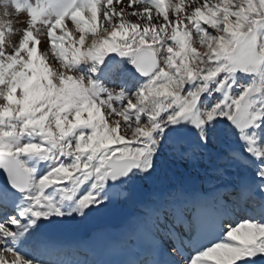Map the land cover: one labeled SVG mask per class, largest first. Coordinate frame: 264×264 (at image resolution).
I'll list each match as a JSON object with an SVG mask.
<instances>
[{
    "label": "snow or ice",
    "instance_id": "6c2138e0",
    "mask_svg": "<svg viewBox=\"0 0 264 264\" xmlns=\"http://www.w3.org/2000/svg\"><path fill=\"white\" fill-rule=\"evenodd\" d=\"M225 132L239 148L219 162L264 193V0H0V264H55L47 226L103 210L165 150L219 152ZM260 260L264 212L182 264Z\"/></svg>",
    "mask_w": 264,
    "mask_h": 264
},
{
    "label": "bare ground",
    "instance_id": "6f19581e",
    "mask_svg": "<svg viewBox=\"0 0 264 264\" xmlns=\"http://www.w3.org/2000/svg\"><path fill=\"white\" fill-rule=\"evenodd\" d=\"M13 20L16 28L22 29L26 26L28 17L26 14H19L14 16ZM13 38L19 39V36ZM42 39L43 48L47 49L48 41L46 38ZM105 83L106 86L114 85L107 81ZM181 161L183 162H178L171 155H161L157 169L150 178L134 177L122 185L115 186L112 201L103 210L86 218L65 219L47 226L44 231L51 243L41 255L55 264H92L90 258L94 257V251L84 242L85 239H82L84 232H92L106 226L113 217L122 215L125 217V224L118 228V231L123 247H134L136 232L140 224H144L162 237L169 253H174L170 255L173 263L182 264L172 249L170 239L164 233L166 227H174L181 222L176 218L177 215H182L183 222H192L199 207L220 205L228 214L226 225L236 226L244 219L259 216L264 212L261 207L264 193L255 190L258 181L253 173L236 178L218 161V164L212 165V171L205 175L199 163V168L193 171L191 165L190 168L185 165L184 159ZM139 186L148 188V193L143 197L136 192ZM234 196L236 199H233ZM248 204H254V207H249ZM165 208L169 212L166 218L160 215V210ZM242 211L244 214H241ZM74 252L77 255H71ZM51 255L53 257H50ZM257 264H264V260L258 261Z\"/></svg>",
    "mask_w": 264,
    "mask_h": 264
},
{
    "label": "rangeland",
    "instance_id": "374dc122",
    "mask_svg": "<svg viewBox=\"0 0 264 264\" xmlns=\"http://www.w3.org/2000/svg\"><path fill=\"white\" fill-rule=\"evenodd\" d=\"M112 55H115V54H112ZM108 86L109 87H113V86L115 87V85H111V86L108 85ZM190 143L193 144V145L195 143L194 134L191 137ZM229 148H239V144H238V142L235 140V138L233 136H230V135H228V133L225 132L224 133V143H223L221 149L219 150V152H214L212 154H205V153H201V152L197 153V152L193 151L192 152L193 154H191L190 156H179V155L174 154L171 149H168V150H165L163 153H161V155L162 156L171 155L178 162H183L181 160L184 159L185 165L186 166L188 165V168H190V165H191V168H192L193 171H195V170H197L199 168L198 167V163H199V165L202 166V170H204V172H205L203 174L206 175L207 172L209 173V172L212 171V165H215V163L218 164L219 155L222 154V152L224 150L229 149ZM184 151L188 152V151H190V148L189 147H185ZM194 153H196V154H194ZM225 166L227 168L228 173H230V174L232 173L234 175V177L236 176V178L240 177L242 175L248 174L250 172L252 174L253 171H254L253 168L240 167V166H235V165H225ZM251 206H252V204H251Z\"/></svg>",
    "mask_w": 264,
    "mask_h": 264
},
{
    "label": "water",
    "instance_id": "95a60500",
    "mask_svg": "<svg viewBox=\"0 0 264 264\" xmlns=\"http://www.w3.org/2000/svg\"><path fill=\"white\" fill-rule=\"evenodd\" d=\"M0 176L2 178V180L4 182H6V178L4 177L3 173H0ZM137 194L141 197L145 196V194L148 193V188L144 187V186H139L136 190ZM123 222L122 218L117 217L115 219L112 220V224L113 225H120Z\"/></svg>",
    "mask_w": 264,
    "mask_h": 264
}]
</instances>
